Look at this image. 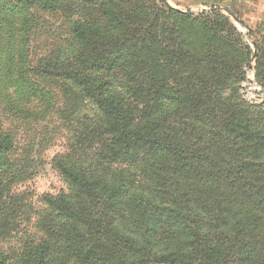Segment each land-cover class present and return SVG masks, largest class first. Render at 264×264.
Masks as SVG:
<instances>
[{
	"label": "trees",
	"instance_id": "16d2710c",
	"mask_svg": "<svg viewBox=\"0 0 264 264\" xmlns=\"http://www.w3.org/2000/svg\"><path fill=\"white\" fill-rule=\"evenodd\" d=\"M12 1L26 21L69 0ZM81 1L103 21H76L74 62L48 71L98 112L76 131L79 153L57 159L70 189L45 198V237L19 264H264V103L238 101L254 54L264 87V52L221 10ZM115 71L121 93L96 76ZM13 145L0 120V165Z\"/></svg>",
	"mask_w": 264,
	"mask_h": 264
},
{
	"label": "rangeland",
	"instance_id": "374dc122",
	"mask_svg": "<svg viewBox=\"0 0 264 264\" xmlns=\"http://www.w3.org/2000/svg\"><path fill=\"white\" fill-rule=\"evenodd\" d=\"M239 2V16L233 13L236 18L231 20L244 44L263 54L264 0ZM207 7L210 10L206 12L216 9L225 13L215 5ZM185 11L204 12L202 6ZM30 13L25 21L12 0H0V120L14 142L7 162L0 165V217L5 220H0V254L7 258L5 264H19L20 255L45 237L39 227L45 198L70 189L57 159L71 160L73 150L79 153L76 131L86 117L98 112L96 103L76 82L52 74L48 67L74 62L78 43L73 25L76 21L102 22L99 3L69 0L55 9L36 6ZM115 72L96 76L109 79V91L121 93V75ZM24 77L42 92L29 87ZM240 95L239 102L261 104Z\"/></svg>",
	"mask_w": 264,
	"mask_h": 264
},
{
	"label": "built area",
	"instance_id": "2783aa9c",
	"mask_svg": "<svg viewBox=\"0 0 264 264\" xmlns=\"http://www.w3.org/2000/svg\"><path fill=\"white\" fill-rule=\"evenodd\" d=\"M204 10L207 11L210 8L205 6L203 7ZM250 45H252L251 41ZM240 93L248 102L264 103V87L257 79L255 54L252 56L250 63L244 67V76L240 83Z\"/></svg>",
	"mask_w": 264,
	"mask_h": 264
},
{
	"label": "crops",
	"instance_id": "0c3cea01",
	"mask_svg": "<svg viewBox=\"0 0 264 264\" xmlns=\"http://www.w3.org/2000/svg\"><path fill=\"white\" fill-rule=\"evenodd\" d=\"M168 3L179 10L184 11V9L190 8L194 10L195 8H200L209 6V5H215V7H220V9L225 10V14L228 15L230 18H234L233 13L239 16L238 13H240V0H167ZM226 10H229L226 11ZM246 17H242L241 21L244 22V19L246 20Z\"/></svg>",
	"mask_w": 264,
	"mask_h": 264
},
{
	"label": "water",
	"instance_id": "95a60500",
	"mask_svg": "<svg viewBox=\"0 0 264 264\" xmlns=\"http://www.w3.org/2000/svg\"><path fill=\"white\" fill-rule=\"evenodd\" d=\"M229 12V10H227ZM236 18V17H235Z\"/></svg>",
	"mask_w": 264,
	"mask_h": 264
}]
</instances>
